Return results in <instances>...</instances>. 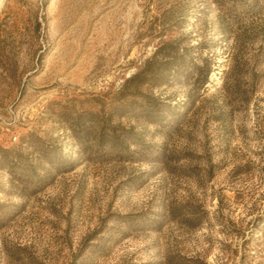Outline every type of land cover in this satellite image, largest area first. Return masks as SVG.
<instances>
[{
    "label": "rangeland",
    "instance_id": "obj_1",
    "mask_svg": "<svg viewBox=\"0 0 264 264\" xmlns=\"http://www.w3.org/2000/svg\"><path fill=\"white\" fill-rule=\"evenodd\" d=\"M0 264H264V0H0Z\"/></svg>",
    "mask_w": 264,
    "mask_h": 264
},
{
    "label": "trees",
    "instance_id": "obj_2",
    "mask_svg": "<svg viewBox=\"0 0 264 264\" xmlns=\"http://www.w3.org/2000/svg\"><path fill=\"white\" fill-rule=\"evenodd\" d=\"M136 77H137V75H136Z\"/></svg>",
    "mask_w": 264,
    "mask_h": 264
}]
</instances>
